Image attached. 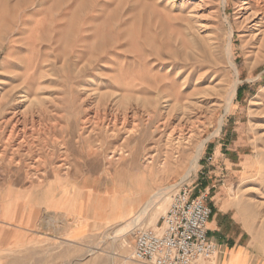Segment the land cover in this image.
<instances>
[{
  "label": "rangeland",
  "instance_id": "374dc122",
  "mask_svg": "<svg viewBox=\"0 0 264 264\" xmlns=\"http://www.w3.org/2000/svg\"><path fill=\"white\" fill-rule=\"evenodd\" d=\"M255 11L0 0V264H127L133 232L156 227L182 187L211 214L219 195L264 264Z\"/></svg>",
  "mask_w": 264,
  "mask_h": 264
},
{
  "label": "built area",
  "instance_id": "2783aa9c",
  "mask_svg": "<svg viewBox=\"0 0 264 264\" xmlns=\"http://www.w3.org/2000/svg\"><path fill=\"white\" fill-rule=\"evenodd\" d=\"M210 214L204 196L193 197L188 187L178 189L156 227L133 232L127 264H197L214 256L216 245L207 237Z\"/></svg>",
  "mask_w": 264,
  "mask_h": 264
},
{
  "label": "crops",
  "instance_id": "0c3cea01",
  "mask_svg": "<svg viewBox=\"0 0 264 264\" xmlns=\"http://www.w3.org/2000/svg\"><path fill=\"white\" fill-rule=\"evenodd\" d=\"M213 211L208 220L207 237L216 245L215 264H252L253 255L240 223L219 200V195L211 192Z\"/></svg>",
  "mask_w": 264,
  "mask_h": 264
},
{
  "label": "bare ground",
  "instance_id": "6f19581e",
  "mask_svg": "<svg viewBox=\"0 0 264 264\" xmlns=\"http://www.w3.org/2000/svg\"><path fill=\"white\" fill-rule=\"evenodd\" d=\"M244 4L246 5V9L251 10L253 7L255 8V12L253 13V17L255 16L254 19L257 18V13L260 12L261 13V17H264V0H244ZM251 13V12H250ZM259 16V15H258ZM22 97V96H21ZM24 97V96H23ZM125 102V101H124ZM23 103V102H22ZM94 106V105H93ZM92 109V108H91ZM34 112V111H33ZM114 112V111H113ZM150 112V111H149ZM123 113V112H122ZM21 114V113H20ZM36 114V113H35ZM39 114V112H38ZM123 115V114H122ZM126 116V115H125ZM14 117V116H13ZM22 117V116H21ZM117 117V116H116ZM124 117V116H123ZM8 119V118H7ZM15 119V118H14ZM24 119V118H23ZM90 119V118H89ZM23 121V120H22ZM36 121V120H35ZM6 122V121H5ZM13 122V121H12ZM111 122V121H110ZM4 123V122H3ZM87 123V122H86ZM18 125V124H17ZM20 125V122H19ZM35 126V125H34ZM38 126V125H37ZM155 126V125H154ZM10 127V126H9ZM41 127V126H40ZM26 128V127H25ZM23 128V130L25 129ZM109 129V128H108ZM39 130V127H38ZM177 130V129H176ZM179 130V129H178ZM9 131V130H8ZM21 132V130H20ZM19 132V133H20ZM46 132V131H45ZM111 132V131H110ZM181 132V131H180ZM187 132V131H186ZM7 133V132H6ZM38 133V131H37ZM132 133V132H131ZM25 134V133H24ZM16 135V134H15ZM180 135V134H179ZM18 136V135H17ZM27 137V136H26ZM33 137V136H32ZM41 137V135H40ZM171 137V136H170ZM176 137V136H175ZM7 138V137H6ZM22 138V137H21ZM28 139V138H27ZM171 139V138H170ZM183 140V139H182ZM15 141V140H14ZM21 141V140H20ZM13 142V141H12ZM23 142V141H22ZM24 143V142H23ZM60 145V144H59ZM116 153L115 151H113V154ZM62 156V155H61ZM30 166V165H29ZM35 167V166H34ZM34 172V171H33ZM107 204V203H106ZM131 209V208H129ZM129 215V214H128Z\"/></svg>",
  "mask_w": 264,
  "mask_h": 264
}]
</instances>
